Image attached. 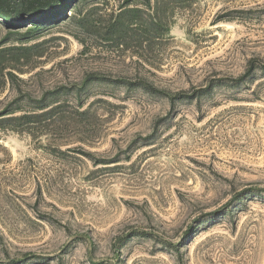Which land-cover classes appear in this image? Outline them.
<instances>
[{
  "label": "rangeland",
  "instance_id": "obj_1",
  "mask_svg": "<svg viewBox=\"0 0 264 264\" xmlns=\"http://www.w3.org/2000/svg\"><path fill=\"white\" fill-rule=\"evenodd\" d=\"M2 41L55 117L0 135V264H264V73L234 80L264 0H72Z\"/></svg>",
  "mask_w": 264,
  "mask_h": 264
},
{
  "label": "trees",
  "instance_id": "obj_2",
  "mask_svg": "<svg viewBox=\"0 0 264 264\" xmlns=\"http://www.w3.org/2000/svg\"><path fill=\"white\" fill-rule=\"evenodd\" d=\"M70 2L72 0H0V23L6 26H24L30 23L34 29H39L64 15ZM119 17L121 16L119 15ZM115 21L112 26L115 30L114 33L120 32L124 23L119 20ZM4 43V41L0 42V97L8 85L12 88L14 96L0 100V135L6 132L18 133L20 126L34 125L40 120L45 122L50 120L49 122H51L55 117L53 102L45 93L35 100L34 110L27 111L23 106L26 99H31V93L24 92L21 88L25 81L20 76L25 75L32 68L31 66L28 68L29 70L24 69L26 64L31 61L33 48L31 46H5ZM255 62L257 65L254 64ZM256 71L264 73V59L249 60L246 72L234 80L239 83L244 80L246 75H254ZM87 81L88 79L84 83ZM165 95L172 102L176 96L169 92ZM28 132L31 133L29 129ZM44 135L47 134L42 133V136Z\"/></svg>",
  "mask_w": 264,
  "mask_h": 264
}]
</instances>
